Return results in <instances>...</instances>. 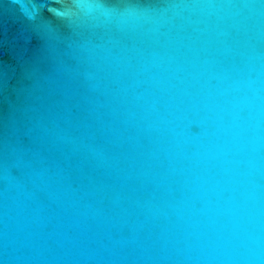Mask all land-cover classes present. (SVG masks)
<instances>
[{"label": "water", "instance_id": "water-1", "mask_svg": "<svg viewBox=\"0 0 264 264\" xmlns=\"http://www.w3.org/2000/svg\"><path fill=\"white\" fill-rule=\"evenodd\" d=\"M0 264H264V0H0Z\"/></svg>", "mask_w": 264, "mask_h": 264}]
</instances>
